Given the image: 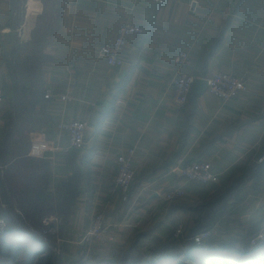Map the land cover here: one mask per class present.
Listing matches in <instances>:
<instances>
[{
  "label": "crops",
  "instance_id": "0c3cea01",
  "mask_svg": "<svg viewBox=\"0 0 264 264\" xmlns=\"http://www.w3.org/2000/svg\"><path fill=\"white\" fill-rule=\"evenodd\" d=\"M128 22L145 34L130 36L121 53L124 65L111 67L98 51ZM37 29L57 30L38 56L44 93L56 98L46 97L49 128L31 135L30 157L49 165L47 193L56 195L74 174L83 179L68 221L53 215L43 220L57 223L65 243L83 240L95 214L104 216L116 250L161 219L157 234L163 240L178 226L193 234L203 225L201 209L221 193L226 196L215 210H225L212 229L216 243L226 231L241 236L264 223V0H167L164 6L153 0H0V146L9 119L16 121L17 48ZM182 51L189 54L184 72L200 80L230 74L246 83L247 92L229 102L208 90L194 99L192 92L188 105L174 106L175 58ZM23 55L36 61L27 50ZM70 121L88 122L89 128L85 145L65 152L68 136L58 125ZM134 148L136 175L125 204L115 185L117 160ZM180 154L210 163L215 180L199 185L178 176L173 162ZM10 168L0 161L2 209ZM40 175L36 171L39 184ZM176 188L185 197L166 203L163 195Z\"/></svg>",
  "mask_w": 264,
  "mask_h": 264
},
{
  "label": "trees",
  "instance_id": "16d2710c",
  "mask_svg": "<svg viewBox=\"0 0 264 264\" xmlns=\"http://www.w3.org/2000/svg\"><path fill=\"white\" fill-rule=\"evenodd\" d=\"M56 32L57 30L37 29L30 35L33 44L31 47L41 51ZM31 41L25 48L22 44L19 47L23 50L29 48ZM29 62L33 64L35 61ZM13 69L17 91L16 121L15 117L9 119L7 132L0 146L1 163L11 165L1 192L7 207L10 197L14 198L27 226H21L16 217L12 216V211H4L7 207H0V219L7 223V229L0 234V264H264V240L252 245V240L264 233L263 222L254 225L241 236L236 231H226L222 240L217 243L213 241L215 244L207 241L196 245L189 240L202 231L212 230L217 222L224 219L222 213L225 206L219 207L217 211L215 207L226 193L219 194L215 203L206 204L201 209L203 225L193 234L186 232L184 237L177 239L172 233L163 240L157 234L165 223L161 219L149 222L136 231L120 250L94 242L81 245L75 252L63 247L61 256H54L47 243L36 234L43 228V220L49 215L68 221L80 197L83 179L80 174L72 175L56 195L44 190L50 181L49 165L45 162L38 164L30 157L31 135L49 128V121L44 114L47 100L44 78L42 75L37 78H30V75L26 77L25 71L22 72L15 65ZM189 102L190 99L186 105ZM181 156L182 154L177 156L175 161ZM36 171L41 173L40 184L35 176ZM130 199L125 204L130 203Z\"/></svg>",
  "mask_w": 264,
  "mask_h": 264
},
{
  "label": "built area",
  "instance_id": "2783aa9c",
  "mask_svg": "<svg viewBox=\"0 0 264 264\" xmlns=\"http://www.w3.org/2000/svg\"><path fill=\"white\" fill-rule=\"evenodd\" d=\"M158 6H164L167 0H153ZM145 34L144 29L141 26L135 25L131 22L125 23L122 28H120L117 38L114 42L103 45L99 51L98 55L111 67H122L124 65L121 59L122 51L128 45V38L130 36H143ZM189 59V54L185 51L180 52L175 58V64L177 66V75L174 82V93L172 102L174 106L178 108L184 107L193 92L194 85L199 78L193 77L188 73L183 71L185 64ZM208 92L211 96L222 100L223 102H229L239 98L240 95L247 92L246 83L236 78L230 74L217 73L211 78L207 79ZM46 97L48 99H55L56 96L51 93L50 90L47 91ZM62 99L71 101V98L66 96ZM5 101L4 91L0 89V107L3 106ZM89 128L88 122L84 121H70L63 122L58 125V130L60 132L66 133L68 136L69 146L66 148L65 152L73 149L81 148L85 145V134ZM135 148L129 149L125 155H122L117 160V176H116V189L120 195L121 200L124 203L129 201L130 191L132 184L135 179V168H134V158H135ZM264 163V156L259 160V164ZM174 170L181 171V176L187 181L195 184H208L215 180V175L212 171V166L206 161H190L186 160L185 157H179L174 165ZM186 195L183 188H176L170 190L163 195L165 202L168 204L174 203L178 200H182ZM46 225L49 226V223ZM117 227V226H116ZM50 230H46V235L55 234L56 230L50 227ZM7 229V223L4 219H0V234L5 232ZM112 231L106 226L105 218L102 214H95L92 217L90 227L88 231L84 234L82 243L90 244L96 242L97 244L108 246L114 241V237L111 234ZM185 229L183 226H178L175 230L174 237L182 238L185 236ZM41 237V236H40ZM214 237V232L212 230H206L193 235L189 238L196 245H202L203 243L209 241ZM42 238V237H41ZM44 239V238H42ZM46 240V239H44ZM264 240V233L258 235V237L252 240V245H256L259 241Z\"/></svg>",
  "mask_w": 264,
  "mask_h": 264
},
{
  "label": "rangeland",
  "instance_id": "374dc122",
  "mask_svg": "<svg viewBox=\"0 0 264 264\" xmlns=\"http://www.w3.org/2000/svg\"><path fill=\"white\" fill-rule=\"evenodd\" d=\"M41 21H42V19H41ZM24 48H25V46H24ZM29 48H30V50H28ZM29 48H26L24 50H28L27 52H29L30 58H35L36 61L33 62V64L31 62L27 63L24 60V55L22 57L20 56V54L24 51L23 48L21 47L20 49L17 48L19 54L17 55L15 66H18L22 72L25 71L24 74H26L25 75L26 77L30 75V78L34 77V76H35V78H37L38 76H40L41 64H40V60H39L38 56L41 53V51H39V50H37L31 46H29ZM199 185H201V184H199ZM9 202L11 203V205L9 203V206L7 208L5 207L6 209L4 211H7V212L12 211V216L16 217V219H17V221H19L20 225L21 226L22 225L27 226V222L24 220V215L19 210V207H17L14 198L10 197ZM252 211H254V210L249 208L248 213L253 214ZM257 211H260V210H257ZM61 223L63 224V219L61 220ZM46 224L47 223H43V228L41 230H39L38 234H36V235L39 237L41 236L42 238L46 239V240H44V239L43 240L47 243V246L50 248L51 252H53L54 256H61L60 254H61V250L63 249V247H67L69 250H71L73 252H75L76 250H78V248H80V243H81L82 239H80V240H79V238L74 239V240L67 239L68 243H65V241H64L65 239L60 238L61 235L59 236V230L56 228L57 223L56 224H54V223L49 224V226ZM50 227L57 230L58 234L56 235V233H55V234L46 235V230L47 231L50 230L51 229ZM60 227H61V225L59 223L58 228L60 229ZM175 230L173 232V236L175 234ZM213 241H215L214 237H212L208 242H213ZM71 242H73V243H71ZM74 242L76 243V245L74 244Z\"/></svg>",
  "mask_w": 264,
  "mask_h": 264
},
{
  "label": "water",
  "instance_id": "95a60500",
  "mask_svg": "<svg viewBox=\"0 0 264 264\" xmlns=\"http://www.w3.org/2000/svg\"><path fill=\"white\" fill-rule=\"evenodd\" d=\"M208 88L206 80H198L193 88V98L196 99L197 96L203 94ZM178 176L181 177V171H177Z\"/></svg>",
  "mask_w": 264,
  "mask_h": 264
}]
</instances>
